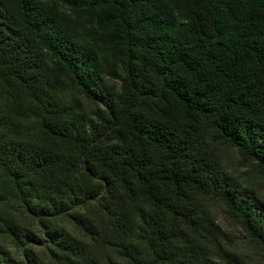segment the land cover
I'll return each instance as SVG.
<instances>
[{
  "label": "trees",
  "instance_id": "1",
  "mask_svg": "<svg viewBox=\"0 0 264 264\" xmlns=\"http://www.w3.org/2000/svg\"><path fill=\"white\" fill-rule=\"evenodd\" d=\"M224 150L264 182V0H0V264H252Z\"/></svg>",
  "mask_w": 264,
  "mask_h": 264
},
{
  "label": "rangeland",
  "instance_id": "2",
  "mask_svg": "<svg viewBox=\"0 0 264 264\" xmlns=\"http://www.w3.org/2000/svg\"><path fill=\"white\" fill-rule=\"evenodd\" d=\"M223 161L226 170L232 174L240 175V177L244 179L245 185L252 188L264 204V182H253L249 172L238 163L235 153L224 150ZM213 215L221 230L226 234V244L232 251L242 255L252 264H261L264 262V257L253 247L242 229L230 219L229 215L220 204H213ZM9 249L14 251L12 247ZM215 262L219 264L218 260Z\"/></svg>",
  "mask_w": 264,
  "mask_h": 264
}]
</instances>
